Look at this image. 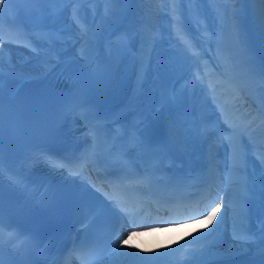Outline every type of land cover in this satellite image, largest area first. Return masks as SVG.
Wrapping results in <instances>:
<instances>
[{
	"label": "bare ground",
	"instance_id": "1",
	"mask_svg": "<svg viewBox=\"0 0 264 264\" xmlns=\"http://www.w3.org/2000/svg\"><path fill=\"white\" fill-rule=\"evenodd\" d=\"M137 0L140 7V15L143 19L147 18L154 21L158 28L159 17V6L160 0ZM200 4L203 8L196 14L193 13V18L200 19L203 21L202 28H196L200 33L203 34L201 45L204 47L209 55L212 56L213 60L219 65L223 71L228 72L231 78H234L238 83L244 85L245 94L249 98L250 102L257 105L258 108L263 110L264 107V22L261 19V11L264 10V5L258 3V0H200ZM19 7H14V11L10 15L5 17L6 19L14 20V13L21 11V17H24L29 30L34 29L40 24L47 21L46 14L35 8L37 3H26L17 2ZM15 5V4H14ZM81 6V4L79 3ZM172 12L177 17L176 28L178 29H192L187 28L184 14L189 10L188 4H182L179 0H172ZM66 9H72L71 12L75 18H97L93 22L92 26L85 30L88 36L87 42L90 44L96 41V37H100L98 34L104 29L117 25L113 23L116 21L117 15H114L108 21L105 20L103 13H97L95 16L89 13L92 9H77L76 4L73 7H67ZM96 11V10H95ZM127 10L125 11L126 16ZM3 16V15H2ZM51 23L57 22L60 26H63L61 18L52 17ZM196 25V24H194ZM252 29L254 38H251L243 27ZM203 31V32H202ZM212 32V33H211ZM211 33V34H210ZM33 35H36L35 32ZM144 37L146 40L157 44V41L162 37H154L149 33H140L136 38ZM60 39V43L62 44ZM83 42L74 43L68 47L61 48L59 41L39 36L36 38V42L33 49L39 50L40 58L35 62L30 61L28 65H21L27 58H30L35 52L31 51L27 46H17L13 43L6 44L0 41V52L3 53V67L6 72L9 71V66L14 65L22 78H33L41 77L49 71L51 65L56 59L66 55L74 54L81 50L85 44ZM87 43V44H88ZM47 45L54 46L57 49V53L53 56L51 54H45L43 48ZM153 50L152 48H150ZM154 51V50H153ZM157 51V52H156ZM155 52L147 51L143 53L144 61L150 64L156 62L157 59L163 60V52L161 48H156ZM162 57V58H161ZM10 58V61L9 59ZM166 61L160 67V73L156 71H147L141 77L139 75L138 82L134 86L132 92L136 100L141 102L143 97L151 98L156 94V91L151 89L152 86L160 90H165L169 86V83L178 79L181 75L180 69L177 72L175 64L174 54L166 57ZM15 79V78H13ZM225 79L221 84H226ZM239 83V84H240ZM263 97V98H262ZM133 106L132 108H135ZM252 107V106H251ZM263 118V117H262ZM169 120V117H167ZM264 128V121L261 130ZM255 131V130H254ZM257 132V131H255ZM215 225L214 221L211 225L204 218L200 221H196L190 224H182L180 226L168 227L159 229L160 239H157V235L152 231H134L127 232L125 239L121 241L120 249H124L126 253H134L135 255H115L112 253L104 262L101 264H136L143 260H148L158 250L171 246L172 243H176L180 240L192 238L195 236H201L206 231H209ZM235 230V229H234ZM237 231V228L236 230ZM235 231H224L218 235V238L214 237L209 241V247L207 250L201 252L203 258L209 259L208 255L212 257H220L224 253L239 252L240 250H246L254 248V250L264 249V240L260 242L246 243L235 239ZM124 240H128L125 244Z\"/></svg>",
	"mask_w": 264,
	"mask_h": 264
},
{
	"label": "snow or ice",
	"instance_id": "2",
	"mask_svg": "<svg viewBox=\"0 0 264 264\" xmlns=\"http://www.w3.org/2000/svg\"><path fill=\"white\" fill-rule=\"evenodd\" d=\"M11 2V0H9ZM19 2H26V3H46V4H56V5H68V4H74V3H83V2H98V3H105V4H128L132 2V0H19ZM148 2H151V0H148ZM189 3L193 2H199V0H187ZM5 3V0H0V5H3ZM258 3L261 5H264V0H258ZM113 15H116V13H112ZM261 19L262 22H264V10L261 11ZM118 48H120L121 51H127V45L125 43L124 38H120L118 41L113 42ZM7 75L10 78H19L21 74L18 72V70L15 68L14 65L9 66V71ZM98 72L93 71L89 79L90 80H95L98 78ZM4 80H5V71L3 67V53L0 52V233H2L5 225V216H4V211H3V183H2V178H3V154H2V138H3V129H4V109H5V96H4ZM15 98V94L10 92L9 93V100L11 101L12 99ZM83 106V105H81ZM102 119V118H98ZM186 122H188L186 120ZM103 125L102 123H98L96 125V129L99 130L102 128ZM224 209V214L219 217L220 219V224H223L225 219L229 215V211L231 210V202H225L221 200L220 202L214 203L213 206L209 210H207L205 219L208 221V224L211 225L213 221L217 220L218 214L221 212V209ZM248 219V212L247 209L242 210L239 216L240 220V225L241 227L245 224V222ZM258 230L259 234L261 237V240H264V218H260L258 220ZM220 224H217V228L213 229L212 233H204L201 236L196 237V240H201V239H206L208 236H211L215 233V231L220 227ZM7 227L10 229L13 227L12 224L9 222L7 224ZM235 235H239V232H235ZM191 242V241H190ZM124 243L127 244L128 240H124ZM111 244V242H110ZM0 247H2V238H0ZM264 252V249L261 250ZM115 255H135L134 253H126L124 249H120L118 247L117 243V248L115 249L114 252ZM0 264H4V261L2 258H0ZM207 264H212L211 261L207 262Z\"/></svg>",
	"mask_w": 264,
	"mask_h": 264
},
{
	"label": "rangeland",
	"instance_id": "3",
	"mask_svg": "<svg viewBox=\"0 0 264 264\" xmlns=\"http://www.w3.org/2000/svg\"><path fill=\"white\" fill-rule=\"evenodd\" d=\"M48 6H49V7H52L51 4H48ZM60 9H61V7H60V6H57L54 10L59 12ZM171 41H172V40H171ZM172 47H173V48H177L178 45L173 44L172 46H169V48H172Z\"/></svg>",
	"mask_w": 264,
	"mask_h": 264
}]
</instances>
